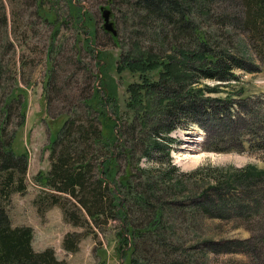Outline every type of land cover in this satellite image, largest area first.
<instances>
[{"label": "trees", "instance_id": "obj_1", "mask_svg": "<svg viewBox=\"0 0 264 264\" xmlns=\"http://www.w3.org/2000/svg\"><path fill=\"white\" fill-rule=\"evenodd\" d=\"M139 1L145 11L172 8L180 19L188 21L184 9L175 8L176 0ZM242 1L247 8L255 9L254 18L264 21V0ZM67 5L69 14L80 22L78 26L74 21L75 27H89L83 39L91 50L93 30L88 12L75 0H67ZM38 7V12L53 22V35L59 24L56 14L51 6ZM115 34L116 30L110 33L114 41ZM207 41L204 35H198L194 47L172 46L163 54L136 45L118 54L98 49L93 52L98 86L83 102L95 115L85 114L77 123L64 113L49 143V166L35 178L48 189L49 204L58 205L63 218L73 225L86 223L92 230L117 220L114 234L120 252L130 253L132 240L156 245L202 243L222 250L236 247L248 252L253 264H264V168L252 163H228L182 171L171 160L170 131L188 122L204 129L224 126V139L234 144L213 145L220 151L264 146L262 92L236 98L207 94L231 80L237 81L234 68L253 71L257 66L252 59L223 45L209 47ZM258 45L259 50L264 48V37ZM122 72L133 78L125 80L121 96L115 74L120 76ZM202 77L214 81L200 82ZM47 80L46 76L44 88ZM14 95L10 92L8 99ZM24 108L22 100L18 124ZM244 117L248 118L246 122ZM240 119L242 127L231 131L230 125L239 124ZM14 133L15 129L8 141L0 134V171H8L4 180L25 169L26 152L13 149ZM219 135L212 137L217 139ZM141 157L153 163L142 166ZM20 181L12 188L22 190ZM226 222L229 229L241 227L247 234H226ZM167 223L173 231L168 230ZM31 235L30 225H11L0 203V264H65L54 256L51 247L33 249ZM80 235L67 231L63 247L74 250ZM172 262L179 261L167 264ZM128 263H132L129 257Z\"/></svg>", "mask_w": 264, "mask_h": 264}, {"label": "rangeland", "instance_id": "obj_2", "mask_svg": "<svg viewBox=\"0 0 264 264\" xmlns=\"http://www.w3.org/2000/svg\"><path fill=\"white\" fill-rule=\"evenodd\" d=\"M75 1L90 17L91 50L83 39L89 27L83 24L81 30L75 27L67 0H0V134L8 141L15 129L13 149L26 152L22 174L13 172L4 180L8 171H0V203L11 225H30L31 247L35 250L51 247L54 256L63 259L65 264H129L128 257L138 264H144V260L148 264H167L171 260L179 261L171 264H253L251 255L244 250L236 247L222 250L217 245L202 243L156 245L151 241L132 240L131 252H120L114 234L117 220H109L105 226H94L92 230L86 223L73 225L63 218L58 205L49 204L48 189L38 184L35 177L49 166V143L64 113L74 117L77 123L85 114L95 115L85 107L83 100L98 86L97 64L92 55L97 49L118 54L136 45L163 54L172 46L194 47L197 36L204 35L209 47L223 45L252 59V64L257 66L253 71L234 68L237 81L231 80L218 91L207 94L215 98L230 94L236 98L262 92L264 97V48L259 50L258 45L264 37L262 18H254L255 9L247 8L242 0H176L175 8L184 9L187 22L180 19L176 9L163 7L145 11L139 0ZM253 4L257 6L256 2ZM38 5L51 6L56 14L59 24L53 35L54 24L38 12ZM100 5L109 9L108 18L113 21L116 41L102 27ZM75 22L79 26L80 22ZM132 78L128 72L115 74L119 95H123L125 80ZM213 81L205 77L200 80L207 84ZM236 90L239 94H235ZM10 92L15 95L8 99ZM22 100L24 116L18 124ZM241 124V119L239 124H231V131L239 130ZM211 127L204 129L188 122L171 130L172 163L182 171L228 163L237 166L252 163L264 168V146L220 151L213 145L222 146L226 142L229 145L233 141L224 139V126ZM213 134L220 137L213 139ZM151 163L149 159L140 158L142 166ZM19 178L23 186L20 191L12 188ZM223 224L228 230V222ZM167 226L169 231L174 230L168 223ZM73 230L81 235L76 248L68 250L63 247L62 238ZM226 234L242 237L247 232L237 227Z\"/></svg>", "mask_w": 264, "mask_h": 264}, {"label": "water", "instance_id": "obj_3", "mask_svg": "<svg viewBox=\"0 0 264 264\" xmlns=\"http://www.w3.org/2000/svg\"><path fill=\"white\" fill-rule=\"evenodd\" d=\"M101 17H102V27L109 31L111 34L115 33V28L113 26V21L108 18L109 9L103 6H99Z\"/></svg>", "mask_w": 264, "mask_h": 264}]
</instances>
